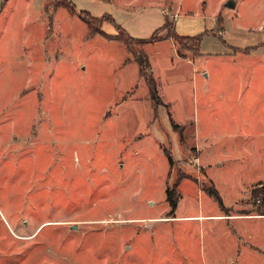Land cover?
<instances>
[{
  "label": "rangeland",
  "instance_id": "374dc122",
  "mask_svg": "<svg viewBox=\"0 0 264 264\" xmlns=\"http://www.w3.org/2000/svg\"><path fill=\"white\" fill-rule=\"evenodd\" d=\"M93 1L97 8L73 2L78 10L119 14L128 0ZM144 1L137 0L138 5ZM239 1L236 8L225 6L223 0L180 1L178 33H205L202 50L205 56H216L209 60L207 75L197 73L193 80L167 73L170 64L181 62L179 49L171 44L147 50L159 95L166 84L174 98L168 111L175 119L174 132L188 138L182 149L194 147L191 135L199 123L200 145L210 150L203 161L208 169L212 161L221 169L216 191L223 196L222 204L207 192L205 188L213 185L202 175L200 195L180 199L174 215L221 211L233 217H264L259 214L264 213V154L255 163L248 158L249 145L264 148V119L257 121L264 111L262 67H254L249 80L253 63L264 64V49L251 51L250 58L238 49L264 39V28H259L264 26V0ZM55 3L8 0L0 11V264H225L230 256L237 258L221 221L208 218L200 231L172 224L178 243L173 258L164 259L151 249L154 237L145 240L146 249L126 252L125 239L149 224L130 217L172 215L160 194L174 186L182 176L177 170L185 165L176 163L179 157L170 152L178 155L172 138L160 145L161 138L153 132L146 81L138 63L130 62L135 56L102 35L87 38L86 24L65 7L54 8ZM167 17L175 18L172 12ZM218 27L227 32L223 39L210 34ZM103 29L114 32L109 24ZM226 45H231L228 51L221 52ZM246 60L240 68L239 62ZM158 119L166 128L160 111ZM234 119L241 123L237 131L229 126ZM144 135L149 138L140 140ZM158 151L166 160L160 155L153 159ZM168 153L177 168L168 176L172 181L161 186L150 168L154 160L165 171ZM189 162L200 170L196 154ZM242 178L251 185L231 196L229 205L226 193L239 190L236 184L242 185ZM243 228L249 235L259 232L260 242L243 245L244 249L240 244V257L247 261L233 258L228 263L264 264V222ZM186 235L191 239L183 240Z\"/></svg>",
  "mask_w": 264,
  "mask_h": 264
},
{
  "label": "crops",
  "instance_id": "0c3cea01",
  "mask_svg": "<svg viewBox=\"0 0 264 264\" xmlns=\"http://www.w3.org/2000/svg\"><path fill=\"white\" fill-rule=\"evenodd\" d=\"M7 1L8 0H0V11L2 10L3 5L7 3ZM72 1H75V0H72ZM81 1H85L89 4H91L92 6H94V8H97V4L93 3L94 2L93 0H81ZM101 1L104 2V0H101ZM178 1L179 0H145L143 2V4L138 5L139 1L137 2V0L136 1L135 0H128L126 2V4L120 8V13H119L120 15L116 14V13H109V12L108 13L107 12L100 13L101 10L98 12H91L88 8H85V7H80V10L87 11L88 13H90L91 15H94L96 17H103V16L109 14L114 19V22L118 26H120L122 29H126L127 32L130 34V36H132L134 39H138V40L150 38L156 30L162 28L163 25H165L166 21L170 20L167 16L169 15V13L172 12V13H174L175 18L173 19V21L171 20V22L173 23V27L175 28V32L177 33V35L182 36V37H185V36L192 37L194 35H185V34L181 35L178 33L177 22H178V19L182 15L181 14V8L179 5L181 0L179 1V3H178ZM223 1H224V5L226 6V3L228 2V0H223ZM238 2H240V1L235 0L236 5L234 8H236ZM77 5L78 4H76V8H77ZM60 8H62V7H60ZM81 8H83V9H81ZM77 16L79 17V15H77ZM106 24L112 25L114 27L113 33L112 32L107 33L103 29L104 25H106ZM259 25H260L259 28H262V29L264 28L263 25H261V24H259ZM87 28H88V26H87ZM185 28L187 29L188 26L184 27V29ZM224 29L225 28H222V27L215 28V30H213L212 33H210V34L213 36L217 35L219 38L223 39V37L227 33ZM101 30H103V32L105 34H107L108 36L109 35H115L117 33V29H115L114 23L111 21L104 22L103 26L101 27ZM263 31H264V29H263ZM206 33H208V31H206ZM95 35H102V34L98 33ZM95 35H93V36H95ZM93 36H90V31H89L87 38H93ZM103 37L107 40H113L110 38H106L105 36H103ZM114 41H116V40H114ZM170 44L174 48L179 49L177 43L174 42V40L172 38H169V39H162V40L156 41L154 43L146 44L145 46L142 47V50L146 53L147 57L149 58V56L147 54V50L149 48H155L156 45H170ZM227 46H229V45L224 46V48L221 52L228 51L229 48H227ZM251 46L252 47L247 46L246 48H238V49H242V51L244 52L243 55L245 57L250 58V56H251L250 52L251 51L256 52V51H260L261 48L264 49V39L261 40V42H259L258 44L251 45ZM180 53L181 54L178 57H179V60H181V62L178 64H173V63L170 64V66L168 68H166V72L167 73H174L177 75V78H181V79L192 78L193 80H195V76H196L195 74H197V73L200 76L203 73L205 75H207V73H205V71L208 69L209 60L212 57H216V56H211V55H213V53L207 54V56H205V54L202 50V47L200 48V54L199 55L189 56V55H186V53H182L181 51H180ZM135 61L136 60H132L130 62H135ZM149 61H150V58H149ZM223 61H225V60H223ZM225 62H228V61H225ZM228 63L231 64V61ZM239 63H240V68H241L242 67L241 64H243V63L246 64L247 60L244 62H239ZM234 64H235V62H234ZM138 66H139V64H138ZM246 67H248V70H249V66H246ZM254 67H262V70L264 71V64L262 61H258V62L253 63V65L251 66V69H250L251 71H250V75H249V80L254 76V71H252V69ZM150 72L152 74H154L152 72V68H151V61H150ZM245 72H246V70L244 71V73ZM139 74H140V67H139ZM234 74H239L241 76L243 74V72H234ZM140 75L142 76V74H140ZM153 77H154V75H153ZM197 77H196V79H198ZM142 78L144 79L143 76H142ZM154 79H155L156 87H157V84H158L157 80H156V78H154ZM145 85H146L148 92H149V95H148L149 97L147 96L150 100V101H148V104L150 106L149 111L152 112V114H153V118L148 119L150 121L151 127L153 128V132L161 138L162 141L159 140L160 145H164L167 142V140L170 141L172 138L171 142L174 143L176 145V147L178 146V148H179L178 153H177L178 155H176L177 151L175 152V150L173 152L172 151H170V152L174 154L175 158L179 157V158L175 159L176 163H179L178 160H180L179 164L182 163L185 165V166H183V165L181 166V167H183V169L180 168V170H182V171L177 170V172H181L182 176H180L178 178L176 177V179H178V180L174 181L175 183H177V191L180 193V199L181 200H183V199L189 200L188 198L191 194L194 196V199H196V197L200 195V193H199V192H201V190H200L201 178L200 177H202V175H204V177L208 178L210 180V182L212 183V185L214 186V188H216V190L219 191V189L217 188V185H219V180H220V178H219L220 173L219 172L221 171V169H218V163H216L215 161H212L211 168L208 169L206 166L207 163H205L203 161L205 158L207 159V157H208L207 155H208L210 150L208 148L204 149L200 145L199 140L201 137L200 135L202 134L200 124L198 123V126L195 128V131L191 135L192 141L194 140V142H193L194 147H192V149L188 150V151H186L185 149H182V146H185V142L187 141L188 138L185 136V134L183 132H182L183 134H180L178 132H174V130H175V127H174L175 119L173 118L172 114H169V111H168L171 109V104L173 103L174 98H172V97L170 98V93L168 91V88H166V84H165V86L163 85V91H162L161 95H159V89H158V96L160 99L159 104H155L153 102V100L151 98V94H150V89L148 88L147 83H145ZM182 95H184V94H182ZM262 95H264V92ZM159 111H160V113H162L163 119H165V121H166V128L163 126V123H161L158 119ZM173 115L176 118L175 111L173 112ZM225 115L230 117L228 111H225ZM263 115H264V111L262 114H259V118L257 121L263 120L264 119ZM262 116H263V118H262ZM197 118H198V120H201V118H199V117H197ZM158 121H159V123H158ZM177 123L178 122L176 121V125H178L177 127L182 128V126L180 127L179 123L178 124ZM246 124L248 125L249 121L248 122L246 121ZM240 125H241V123L239 122V120L234 119L233 121L231 120V123L229 126L232 127V130L235 129V131H237L238 127ZM224 126H228V123H225ZM199 128H200V130L198 131ZM220 129H223V127H220ZM263 129H264V127H263ZM225 130H230V128L227 127V129H225ZM146 138H149V137L147 135H144V136H142V138L140 140H143ZM172 143H169V145L172 146ZM179 145H180V147H179ZM263 147H264V145H263ZM248 150L250 151L248 158H250L252 160V161H250L251 163H255L253 160H256V158H258V156H260L261 154H264V148L261 150H258L256 144H254V143L249 145ZM188 152H189V155L186 156V154ZM193 153L198 156L199 161H200L201 167L199 168L200 170H198V171L196 168H194V167L192 168V166L190 164H188V163H190L189 157H191V154L193 155ZM143 155L145 158L146 157L148 158V161L152 160V158L149 157L148 155H145V154H143ZM158 155H160L161 157H163V159L166 160V156H165L164 152L158 151V152H156V154H153V159H155V161L158 158ZM155 161L153 160L154 166L152 168H150V170H152L151 175L157 174L158 184L160 183L161 186H163L162 185L163 183L166 184V182H168V181L171 182L172 179H171V177H168V176L172 175L171 174L172 169L177 168V164H175V162H174L175 166L172 167V165L169 164V162L165 161L166 166L163 167V170L166 171L165 172V171H162L159 168V166H157ZM178 168H179V166H178ZM163 172H165L164 176H163ZM163 177H164V179H163ZM198 180H199V184H198ZM193 181L196 182L195 185L191 184V183H193ZM241 183H242V185L236 184V187L239 188V190H232L231 192L226 193L228 195V199L230 201L229 205L232 204V198H230L231 196L238 195V193L241 194L242 190L244 188L250 187L249 185H251V181L250 182L244 181L243 178L241 179ZM219 194L221 195V193H219ZM160 195L164 196V200L167 199V194L165 191L162 190ZM221 198L223 201V196H221ZM147 201H151V199H147ZM130 218H131V220L136 219V220H140V222H142V223L148 222L149 224H147V227L145 226V227L140 228V229L137 228L138 230H135V232H132V236H131L132 238L131 239H129V238L125 239V241L127 243V245L125 247L126 252H130V251L135 250L136 253H138L139 251L146 249L145 246L147 245V243L145 240H148V237H154L155 243L151 244V246H152L151 249H153L154 252L159 253L158 255L160 257L161 256L164 257V259L165 258H173L172 254H175L177 252L178 243H174L175 240H177V237L174 236L175 232L173 231L174 227L172 226V224L175 222H178L179 224H184L185 226H189V227L191 226L194 228H198V231H200L202 229V227H204V225H205V224H203L206 220L205 218H208V220H211L213 222H217L218 224L221 221L222 225L224 226V231L226 232L225 237L229 238V241L231 240L230 241L231 242L230 249L233 250L231 252L236 253L238 255L237 258H239L242 261V263L246 262L247 259H242L240 257V256H242V253H241L242 249H240L241 245L243 248L244 246H247L248 244L252 245L253 242H257V241L260 242L259 237H258V235L260 233L258 232V233H253V234L249 235V233H247L244 230L243 225L246 226V223H251L253 221L260 222L261 224L264 222V217L259 216V215L251 214V215L246 216V217H236V216L233 217V216L228 215V213H225V212L221 213V211H220V213L213 211L211 213H205V214L199 213L197 215H191L190 214V215H182V216H179L176 214L175 215L172 214V215L168 216V213H167V216L161 215V213H159V214L158 213L157 214L151 213V214H146V216H144V217H130ZM126 219H129V218H126ZM141 220H143V221H141ZM153 222H157V223H153ZM232 223H235V227H232ZM230 229H231V232H230ZM191 237H189V235H186L185 237H183V240H187V238L191 239ZM134 238H136V240H135L136 242L129 245V241H133ZM142 241H143V243H142ZM142 245H143V248H141ZM147 255H148V252L145 255V259L147 258ZM159 256H158V259L160 258ZM233 256L232 257L230 256L226 260L225 264H229L228 261H231V259H233V258L237 260V258L233 257ZM248 259H250L251 261H254L253 258H248ZM236 264H238V263H236Z\"/></svg>",
  "mask_w": 264,
  "mask_h": 264
},
{
  "label": "trees",
  "instance_id": "16d2710c",
  "mask_svg": "<svg viewBox=\"0 0 264 264\" xmlns=\"http://www.w3.org/2000/svg\"><path fill=\"white\" fill-rule=\"evenodd\" d=\"M55 8L65 7L71 14L73 15H79L80 19L88 26V29L90 30V36H93L95 34H102L106 38H110L113 40H116L120 42L121 44L126 46V49L129 53L133 54L135 56L136 61L139 64L140 67V74L144 77L148 88L150 89V94L153 102L155 104L160 103V99L158 96V88L156 87L155 79L150 72V61L147 57L146 53L142 50V46H145L149 43H154L156 41H160L162 39H169L172 38L174 42L177 43L178 48L181 52L188 50L193 53V55H199L200 54V48H201V40L203 39V36L205 33H201L197 36H179L175 32V28L173 27V23L169 20L166 21L165 25H163L162 28L156 30L154 34L148 38V39H134L130 34L127 32L126 29H122L120 26H118L114 19L108 14L103 17H96L94 15H91L87 11L84 10H78L76 8V5L72 0H55ZM111 21L114 23L115 29H117V33L115 35H107L101 30V27L104 22ZM171 24V25H170ZM168 31V32H165ZM141 46V49L138 51L134 49L135 46ZM168 160L170 161V164L172 163L171 155L168 153ZM212 185V184H211ZM208 193H210L215 200L218 203L222 204V198L219 193H217L214 186L211 188H205ZM166 194L168 195V202L171 207V214L175 213V208L178 204V201L180 199V195L177 192V183L174 184L172 188L167 187ZM264 205V203H263ZM260 215H264V213H259Z\"/></svg>",
  "mask_w": 264,
  "mask_h": 264
},
{
  "label": "water",
  "instance_id": "95a60500",
  "mask_svg": "<svg viewBox=\"0 0 264 264\" xmlns=\"http://www.w3.org/2000/svg\"><path fill=\"white\" fill-rule=\"evenodd\" d=\"M226 6L227 7H235V0H229L227 3H226Z\"/></svg>",
  "mask_w": 264,
  "mask_h": 264
},
{
  "label": "built area",
  "instance_id": "2783aa9c",
  "mask_svg": "<svg viewBox=\"0 0 264 264\" xmlns=\"http://www.w3.org/2000/svg\"><path fill=\"white\" fill-rule=\"evenodd\" d=\"M221 34V33H220Z\"/></svg>",
  "mask_w": 264,
  "mask_h": 264
}]
</instances>
